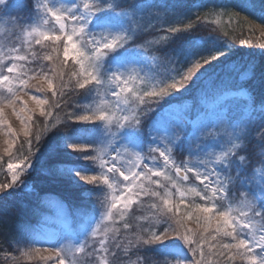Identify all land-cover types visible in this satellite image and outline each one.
<instances>
[{
    "label": "snow or ice",
    "instance_id": "6c2138e0",
    "mask_svg": "<svg viewBox=\"0 0 264 264\" xmlns=\"http://www.w3.org/2000/svg\"><path fill=\"white\" fill-rule=\"evenodd\" d=\"M204 6L169 24L165 0H0V201L37 168L80 197L50 202L59 232L19 227L5 264H264V71L215 29L190 38ZM238 7L264 34V3Z\"/></svg>",
    "mask_w": 264,
    "mask_h": 264
},
{
    "label": "trees",
    "instance_id": "16d2710c",
    "mask_svg": "<svg viewBox=\"0 0 264 264\" xmlns=\"http://www.w3.org/2000/svg\"><path fill=\"white\" fill-rule=\"evenodd\" d=\"M130 2H138V0H130ZM167 4L176 9L174 14H170L166 17V22L169 24L187 23V21L181 20V13L187 9L192 8L193 4L202 3L205 5L199 9H192L193 12L199 11L202 19L197 22L198 31L191 33L190 38L208 37L209 32L212 29L216 30L215 34H219L224 39L229 40L233 45V51L228 57L229 60H234L239 66V70L242 71L246 64L251 60L256 65L257 73L264 71V57L261 56V50L258 45L264 43V34H261L258 28L253 26V31H249L250 25L244 20V14L240 11L238 5L241 0H165ZM259 2V0H258ZM264 3V0H261ZM217 5H226L229 8V13L221 14L217 9L214 13H209V9ZM237 13H239L237 15ZM194 18V17H193ZM219 20V23H215ZM227 33V36L224 34ZM162 34L152 33L150 37H158ZM249 38L253 45L256 47H250L240 43L242 39ZM212 44H217L219 41L213 39ZM162 43L160 51L157 55H163V52L169 48H174L175 44ZM220 79L225 84L235 83L237 79V73H233L231 77L221 73ZM188 105L196 103L194 97L186 100ZM62 113H59V117H62ZM54 118H58L57 112L53 111ZM46 123L51 121L40 122L32 130L33 137L41 136V143H44L46 138L54 134V132H43ZM23 140V137L21 138ZM35 143L33 144V150L35 151ZM15 157L23 159L27 152L25 149H14ZM178 159L183 157L177 154ZM8 157L5 154L3 156V165L0 166V183H6L10 178L6 171V163ZM68 159V157H63ZM87 163V162H81ZM48 166V162H44V167ZM22 180L29 181L28 189L20 191V185H17V192L15 195L8 197L6 200L0 201V217L6 221V225L0 227V264H5L3 259V251H11L8 246V240L16 234L17 229L21 226H29L38 229V226L44 221L48 220V216L52 215L54 208L50 206L51 201H61L67 207L69 211L77 207L80 204L79 194L73 189V187L61 180H54L51 177L45 175L42 168H37L31 175L22 177Z\"/></svg>",
    "mask_w": 264,
    "mask_h": 264
},
{
    "label": "rangeland",
    "instance_id": "374dc122",
    "mask_svg": "<svg viewBox=\"0 0 264 264\" xmlns=\"http://www.w3.org/2000/svg\"><path fill=\"white\" fill-rule=\"evenodd\" d=\"M245 15V14H244ZM249 20L252 21V24L255 26L260 23L258 19H253L251 16L248 17ZM9 121L12 124V127L19 130L20 129V124L19 122L15 119L14 116H11L9 113ZM6 139L4 136H0V144L3 143V141ZM0 152H2V148H0ZM177 160L178 157H176ZM63 228V220L60 218V216L57 214V212L54 210L53 214L48 216V220L44 221L38 226V229H43L45 231L49 232H59Z\"/></svg>",
    "mask_w": 264,
    "mask_h": 264
}]
</instances>
